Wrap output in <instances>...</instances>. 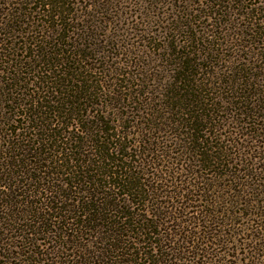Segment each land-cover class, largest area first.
I'll return each mask as SVG.
<instances>
[{"label":"trees","instance_id":"16d2710c","mask_svg":"<svg viewBox=\"0 0 264 264\" xmlns=\"http://www.w3.org/2000/svg\"><path fill=\"white\" fill-rule=\"evenodd\" d=\"M203 1L0 0V264H264V0Z\"/></svg>","mask_w":264,"mask_h":264},{"label":"rangeland","instance_id":"374dc122","mask_svg":"<svg viewBox=\"0 0 264 264\" xmlns=\"http://www.w3.org/2000/svg\"><path fill=\"white\" fill-rule=\"evenodd\" d=\"M192 1L195 2L194 5H198L199 7L201 4L200 1H202L203 3L205 2L203 0H192ZM169 2H171V0H169ZM140 3H137V1L135 0H113V2L111 3L112 7L117 8L118 12L122 10L123 12L117 16L116 20L115 19L113 20L115 22V25H111L108 27H100L102 28V31L99 30V32L102 33L104 32L105 34H108L107 35L108 37L112 36L114 38L115 35L118 36V40L120 43H125V42L131 43V42H139L137 36H133L134 33L139 32L138 29L142 30V29L150 28L152 30H156L157 33H159L160 30H167V28L165 29V27H159L157 25V22L164 21L166 17H168L169 19L173 15L171 11L167 10V6H165L166 4H168L167 0H161L160 2H157L158 4H154V2L150 3L151 9L153 11L148 14V18H146L142 14V9L136 7L140 5ZM161 6H165V7L162 9ZM147 22L148 23L151 22V24L147 25L146 24ZM195 28L199 29L198 27ZM207 28L211 30H215V27H207ZM221 28H223L221 29L223 30V32H226V30L237 32L239 30L238 28L242 30L245 29L244 27H221ZM257 28H264V27H257ZM138 35H142V34H138Z\"/></svg>","mask_w":264,"mask_h":264}]
</instances>
